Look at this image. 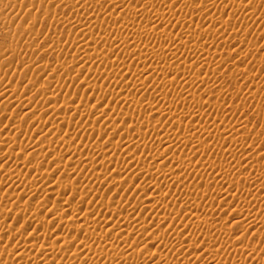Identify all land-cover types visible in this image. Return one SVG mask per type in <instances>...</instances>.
Here are the masks:
<instances>
[{"label":"bare ground","instance_id":"obj_1","mask_svg":"<svg viewBox=\"0 0 264 264\" xmlns=\"http://www.w3.org/2000/svg\"><path fill=\"white\" fill-rule=\"evenodd\" d=\"M25 1H26L25 4L26 3L32 4L33 3L32 1H34V0H25ZM39 1L42 3L45 1H49V0H39ZM39 1H36L38 3V4L36 3L37 5H39ZM109 1L111 2L112 8L116 9V10L117 9L119 10V9L123 8L125 5H127L126 1H128V3H129V0H109ZM160 1L162 2V4H161V2H159L157 0H156V3L158 2L160 5L164 4L165 7L168 3H170L169 0H160ZM34 3H35V1H34ZM156 3H155V0H134V2L132 1L125 8L128 12L127 14L134 15L136 17H139L141 20L146 21V23L143 27L144 28L143 32H138V29L132 23L122 25V26H117L120 19L117 20L116 18L112 17V15L105 16L103 18V20H106L107 23L111 27H110V30H108V29L106 30L105 28H103L106 31H104L103 38L100 40H102V41L105 40L104 42H106V41L110 42L108 49L106 47L107 50L102 49L101 51H95L96 47H98L100 45L99 44L100 40L94 41L95 43L88 41L89 40L88 37L90 36V33H91L90 32L91 23L93 21L98 22V20H99L97 18V16L94 15L95 10L91 9L90 11H88L86 14L87 15L86 17H85V15H83L84 17H79V16L77 17L76 16V19H74V21L72 22V26L77 27L79 30L75 33L73 32L74 33L73 36L70 35L71 36L70 44L77 43V45L75 44L76 46H78V44H80L81 46H79V47L75 46L76 48L69 47V49L70 50L73 49L74 50L73 53L76 54L78 58L80 57L81 60H83L85 62L86 61L89 62L91 67L89 69H86L85 67H81V66L79 67V66H73V65H66V66L64 65V67L60 69V70H62L60 72V74H57L55 77H53L54 81H52V82L49 81L47 86H44L43 89H41V90L44 92L42 94H44V95L46 94L47 95L46 97L50 98L54 95V93L58 92L60 90V88H65L68 86L67 87L68 89L66 91H69V92H67V94H65L66 93V91H65V93H64L65 97L63 98V96H62V101H63L66 97L68 98V97L72 96L71 99L74 97L73 95L70 94L71 93L70 91L74 88V85L79 83L77 81H80L81 78L84 77L85 80L89 79L90 83L94 84V86L92 88L89 84L88 85L90 87L84 88L85 97L82 94V96L84 97L83 98L81 96L82 102L80 100H78L77 104L74 106L75 109H77V110L80 109L79 110V114H80L79 118L86 117V119H84L83 125L82 124L77 125L78 124L77 123L75 127L72 126L73 128H75L74 130L78 129L79 132L81 131L82 134L87 137L86 141L85 142L83 141L84 143L83 142L81 144L74 143V140L72 138L71 139L64 138L61 135H60L61 138L59 140L57 139L58 136L55 137L58 140V142L56 141L55 143L59 144V148L57 150L54 149L55 153L53 154L52 159L49 161L50 158L48 159L47 155L44 153V151L41 148L35 147L36 144L31 145L33 138H32V136H30L24 132L26 130V127H25L26 124L24 126V124H23L24 122L23 123L19 122L13 129L8 130L6 132V134L4 133V135H2L0 137V149H3L4 145H7V144L9 145L8 151H10L9 152L10 154H7L8 157H10L12 155L11 154L12 152L17 151V152L24 153L33 159L34 158L37 160L41 159V161L44 160V162H45V159H46V162L48 160L49 163L41 164L40 167L42 170L49 168V167H54V168L61 170L62 166L64 167V169H62V172H61L62 178H58L56 180H54L52 178L50 179L48 176H44V172H43V174L41 173L42 175H38L37 178L31 180L27 184H24L21 181L22 183H19L16 185H10L6 188L3 187L2 190L0 188V208L3 205H5L7 202H10L11 200H16L18 202V200H20L22 198L24 199V197L28 198L29 200L30 199L35 200L37 202V204L38 205L40 204L41 206L46 204L44 201L47 198L51 199L50 197H52V196H53V198L57 199L58 202H59V199L60 200L63 199V201L61 203V205H62L61 207H59V205L57 206V204H58V203L56 204L57 201L55 199H53L55 201H53L52 205L49 207V210L47 211L50 213L49 214L50 218L48 216L49 219L48 220L46 219L47 223H43V221H40L39 219L41 217L40 218L38 217L39 218L38 219V218H34V216H32V215H30V216L26 215L28 218L27 224L29 227L31 226V224L35 223L34 225H38L37 226L38 228L40 226H42L41 229L39 228L42 232H45L49 226L52 228H55L53 239H50V241L48 243H45L44 241H42V243H39V247H38V249H36L37 250L36 255L34 257H32L33 258L32 261L28 260V257H27L28 254L26 255V253H24V252H26L27 250H32L33 248H35V246L38 244L37 243L38 239L36 240L37 241L36 242L35 239L32 237H28V238L22 237L24 232H28L29 227L26 228V226H25L26 229H24L22 231L21 230H15V229L8 230V231L5 230L6 231L5 235L2 234V235H4L3 237L6 238L4 240H10L9 242L12 243L14 246H16V248L18 249L15 253H13V255L10 256L11 257L10 260H15V261H17L18 264H53L54 261H56L57 256L60 255L63 258L64 257L66 258L69 256H71L70 258H72V261L68 260L64 264H107V262L104 263V259L106 256L105 254H107L105 252V250H106L105 248L109 247V248H112V250H113V248H114L113 243L115 241H112V239L117 240L116 238L121 237L122 240H124L126 237V236L124 237V235L126 232L129 231L128 229L131 228V226H134V225L137 226L138 223H135L133 221L134 219L133 220H123L122 219V213L124 211L122 209H125V208L128 209V207L130 206V203L119 208L116 205V203H114L115 205L113 203H110L109 202L110 199L109 200L107 199L106 201H108V202H105L104 199H106L107 196H109V195L106 193L107 194L106 198H104V199L102 198L104 196H102L101 194L104 193L105 191H103V190H102L103 192L100 191L101 190L100 187L102 185H103L102 187H104L106 185V184L104 185L103 183H107L106 186L109 187V190H110V187H112L111 192H110L112 195V196L110 195L111 197H113V195H115V194H119V190H121L122 187L126 188L127 185L129 183H131V181H132V180H130L129 177H128L129 179L126 177L127 173H125V172L131 171V172L136 173V171L138 170L139 176L143 178L144 175H146V174H144V172H140V170L144 171L149 166H151L153 162H157L154 160L156 154L151 153L154 150L150 151L151 147H157L158 150L162 149L161 154L166 153L167 155H169V160H171V162L168 161L169 163H165L166 160L164 162L162 161L166 165V168H168V170H171V171H170V173L168 171V173L166 174L167 170H164L166 175H164L161 178L162 180L161 179L160 180H161V182H163V184L165 183L168 186L172 187V185L175 184L174 178H177L176 177L177 175L179 176L178 171H180V170L178 167L174 168V167L170 166V164L171 163L174 164L176 162H178V164L180 162L183 163L184 160L185 161L189 160L187 162H190L191 157L195 154L197 155V153L194 149H196V150L198 149V150L203 152V150H201V148H199V147L200 146L202 147V143H204V140H200V139L202 138V135L204 134V132L206 134L207 130L206 129L204 130V127H201L202 124L200 125L198 121H200V119L204 115L207 116V114H208V118L210 117L209 115L211 114L212 111L210 112V114L208 113L210 110V107H208V106L210 104L212 105V103H209L211 100L208 101L205 98L207 100L208 104L207 105L205 104L206 106L201 105L202 106V109H201L200 108V99H201L202 95L204 94L203 92L207 93V92H209V90H207L208 87H206V86H203V85L198 86L197 85L198 81L196 84V86H198V87L194 86V81L196 83V80L200 79L199 80V82H200L202 79V77H200L201 70L199 72V69H197L198 67L196 68L197 70H194L195 67H193V64L190 63L191 65H188L187 61H184L185 58H184V60H181V58H183V57H179V55L177 54V52H178L177 50L180 49L179 51L181 53H182V51H185V50L181 51V48L187 49V51L189 50L190 53L192 51L193 59L195 62H198V64L200 62L203 63L201 60L204 61V59L209 55L208 53H210V55L212 53L211 61H213L214 64L213 63H210V64L214 65L213 66L214 69L218 68L222 64V60H220V59H223V58H221V57L219 58V54L217 55L216 54L217 52L213 49H215V46L218 42L217 41L218 39H216V35L219 36V38L220 37L222 38V36L224 35V32H226L225 26L223 25L222 22L218 21V19H213V20H210V22H207V18L202 19V16L199 13H195V12H193L189 15H182V14H179L177 11H175V12L172 11L173 13H170V11L166 12L165 9H162V6L160 9L157 8ZM51 4L52 3H50V5ZM67 4L71 7V8L69 7V9H71V10L73 9L75 12H77V14H81L80 11H84L85 9L88 10V8H90V7L94 8V6H95L94 4H91L90 2L89 3L85 2L83 0H80V1L67 0ZM175 4H176V6H175L176 9L179 10L178 5L182 6V1L179 0ZM171 5L169 4L167 6L168 8L166 10L172 9V8H170ZM32 6H34V5H32ZM44 7H43V9H44ZM41 8L42 7H40V9ZM45 8H46L45 13L48 14L51 12V10L54 7H52V9H51V7L46 6ZM174 9H172V10H174ZM251 9H253V8L250 5V3H246V5L243 8V11H244V13H247ZM159 10H162V11H159ZM53 11H54V9H53ZM29 14H31V13H29ZM29 14H28V16H29ZM218 15H221V14H218ZM223 15H225V14H223ZM250 15H251V13H250ZM28 16L25 17V19L27 18L26 20H28L29 17L30 18L32 17L31 19L33 20L32 21L33 25L35 26L38 24V18H33V16H31V15L29 17ZM39 19H40V16H39ZM30 20H29V22H30ZM257 20H264V16L261 18L258 17ZM14 22L15 21H13V23ZM30 24H31V22H30ZM33 25H31V26H33ZM69 25H71V24H69ZM194 25H197L196 27H198V29H199L200 34L199 33L198 34H199V37H201L200 39H202V37L206 35L205 37H207V38H206L205 42L200 43V44L194 43L195 35L193 36L194 33L192 31V28ZM208 28L211 29L210 33L206 32V30ZM209 29H208V31H209ZM174 30H175V32H173ZM205 32L207 34H205ZM195 34H197V33H195ZM37 35H39V34H37ZM254 39H256V38H254ZM254 39L252 38V40H254ZM29 40H30V38H29ZM249 40H251V39H249ZM163 42L165 44H167V46L164 48H163V46H164ZM241 42L233 44L235 46L234 49L237 48V46L239 47L240 46L239 44ZM252 42L254 45L255 41H252ZM104 44H106V43H104ZM162 44H163V46H162ZM12 45H14V44H12ZM106 45H108V44H106ZM160 45H161V49H160ZM62 47H63V45H62ZM246 47H250V46H246ZM13 48H14V46H13ZM91 48L94 51H92ZM240 48H241V46H240ZM54 50H56V52H57V49H54ZM248 50H250V49H248ZM117 51H118V54H115ZM213 51H215V52L213 53ZM20 52H23V51L21 50ZM24 52H26V50ZM23 54H25V53H23ZM2 60H3V58H2ZM21 61H23V60H21ZM9 62H7V64H9ZM46 62H47V60H46ZM46 62H42L43 64L45 63L46 65H43L44 66L43 70L39 73V75L35 76V74H34V77H32V79H30V80H32V81L38 80L41 77L45 78V76H47L48 79H50L49 77H51V74L54 73V71L57 72L56 68L53 69L54 67L52 68L51 64L48 62L46 63ZM71 62H73V60ZM205 64H206V62H205ZM223 64H224V62H223ZM11 65H12V63H11ZM19 66H20V64H19ZM205 67H207V66H205ZM209 67H211V65ZM33 68H34V65H33ZM26 69H28V68H26ZM40 69H41V67H40ZM28 71L31 72L30 70H28ZM209 75H211V73H209ZM1 76H2V74H1ZM8 76H10V73ZM2 77H4V76H2ZM250 78H251V76H250ZM108 79H112V81L113 80L114 81L116 80V81H115V83H113L114 85H111L110 87L106 88L105 90H102V86H103V84H105L104 82H106V80H108ZM251 79H253V77ZM28 80L29 79H27V81ZM7 81H9V80H7ZM7 81L6 82H2V81L0 82V85H1V87H0V107L1 108L9 107V106L13 105L16 101H20V102H23L25 104V101H24L25 96L23 94H20L18 92V90H16L17 89V88H15L16 86L15 87L12 86L14 84H12V83L9 84ZM41 82H43V80H41ZM86 82H88V81H85V83ZM206 82L207 81H205V83ZM93 84H91V85H93ZM200 84H202V83L200 82ZM83 86H85V85L83 84ZM95 86H96V88L98 87L97 90H99V89L102 90V92H103L102 98H101V95L98 96L96 94L98 91L97 90H96L97 92L95 91V89H94ZM132 90L139 91L140 94L138 93L139 95L135 94L133 96H130L131 94H129V95L126 94L129 92L132 93L131 92ZM210 91H211V89H210ZM94 92H96V93H94ZM99 93H100V91H99ZM58 96H61V95H58ZM83 99H87V101H91L90 99H92L93 101L95 100L93 105L99 106L98 108L96 107L97 109H99L97 112V120L96 121L98 122V118L100 119V122H99L100 125L99 126L96 125L97 128H96V126L92 125L90 123V121H88L90 119L89 113L91 110H93V108L87 107L88 105L87 106L85 105L87 108H84V105H83L84 100ZM52 101H55V100H53V97H52ZM62 101L60 102L58 100V102H60V103H62ZM114 101L118 102V103H123V105H126V109H131L137 115L138 120L143 125L144 124L149 125V121H150V118L152 117V114L154 112H157L159 116H163L164 118H166V120L173 122V124H176L177 126L175 127L172 124L174 129L171 127L168 128L167 126H169V123H170L169 122L167 126L163 125L164 127H167V129H162V130L157 129V130H159L157 132H155V130H154L153 132H155V134H154L155 138L152 137L153 141H151L152 139L151 140L148 139L150 133H148V131H146V130L145 131L139 130L140 129L139 127H138L139 129H128L127 131H125V133H123L121 135L120 134L121 131L123 132V130H125L124 129L125 125L122 124V127H124V128H123V130H121L122 128H120L121 127L120 120L117 121V119L113 120V119L109 118V116L112 112L117 113V111H116L117 108H116V105L114 104ZM201 101H203V100H201ZM49 102H50V100L45 101V102L44 101L43 102L36 101L33 103L32 107H31V114H34V115L38 114L39 115L41 113H50V114H52V116H54L52 119L53 121L51 120L52 122H47V125L45 123V125L48 127L46 129H42L41 132H38V135L41 137H44V138H47L50 135V134H48L49 132H53V133L56 132L53 128H55L57 130V134H59V132L61 130L62 131L64 130V129H62V126H63L62 124H64V125L68 124V121H67L68 116L66 117L64 115L65 112L64 113L59 112L58 109H56L52 105H50ZM85 103H88V102H85ZM24 104L23 105L21 104V105L24 106ZM56 104H57V102H56ZM201 104H202V102H201ZM19 105L20 104H18V106ZM127 106H128V108H127ZM96 108H94V109H96ZM219 111H221V110H219ZM87 112H88V114H87ZM217 113H218V110H217ZM83 114H84V116H83ZM136 115L133 114L134 117ZM222 115H223V113H222ZM35 116L37 118V115H35ZM87 117L89 119H87ZM225 117H226V115H225ZM225 117H224V119H225ZM227 117H229V116H227ZM131 119H133V118H131ZM163 119H161L159 121H163ZM139 121L136 123L138 124ZM214 121H216V120H214ZM221 121H223V119ZM234 122H235V120H234ZM73 123H75V121ZM80 123H81V121H80ZM136 123H135V125L138 126ZM166 123L167 122H165L164 124H166ZM216 123H214L215 125L214 124L212 125V129L215 132L219 133L221 128L217 127ZM183 124H185V127ZM135 125H133V127ZM182 125L184 127L182 129L183 132L180 129L182 127ZM234 125H235V127H234L235 130L231 131V130L227 129L229 131H225L226 129H224V130L222 129L223 131H225V132L222 131L223 133H225L224 134L225 136L223 138H225V139L230 138L232 140L231 137H234L235 136L234 134H238V132L240 130L247 127L246 121H240L238 119H237V122L234 123ZM127 126H126V128H127ZM191 126H192V129H191ZM176 129L177 130L180 129V131H181L180 133L181 134L184 133L185 135L183 137H180L179 133L176 134V132H179ZM230 129H231V127H230ZM52 130H54V131H52ZM208 133H210V132L208 131L207 134ZM263 135L259 134V133L252 132L251 135L246 139V141H244L243 143L241 142L242 144H239L237 146L236 145L237 143L236 144L233 143L234 146L239 147L238 148L239 152H240V150H246V151L252 150V152L248 153V155L246 156V159H245L244 155H242V157H243L242 161L246 160L244 166H242L243 164L238 162L240 159L238 161L234 160L233 159L234 156L231 157V155H232L231 153H228V154H230V157L232 158L231 160L229 159L230 160L229 162H228V160L223 159L224 157H222V159L220 161L219 160L217 162L215 161V165H213L214 169H216L219 172L218 177H220V182H222V184H225V182L227 184L229 182V184H230V182H232V181H230V180H232L231 179L232 177L240 179V182L243 181V182L247 183L248 187H250L252 185L251 191H252V193L257 194L258 198L252 196L253 198H249V197L248 198L245 197V199L243 198V201L240 198L241 202L236 201V200L228 202L229 207L227 209L228 211H227L225 219L229 220V221H233V224H235V226H236V230H235V233H233V235L230 236L226 245L223 247V251H222L221 255L217 258L211 257L208 260V263H210V264H221V262L223 260L230 261L231 264H239L243 260L244 261L245 260H248V261L251 260V264H253L252 260L256 262L255 257H257V255H258L257 253L261 249V245L254 243V245L252 244L253 246H249L248 241H245L240 237H236V233L242 232L244 229L248 228L251 230L253 229L255 232L260 233L261 235L264 236V219H263L264 217L263 218L258 217L259 214L258 215L251 214V212L255 211L256 209H259L262 216L264 215V154L261 153V151H262L261 149L264 145V136ZM119 136H121V137H119ZM208 136L209 135H207L205 137L207 138ZM216 136H217V134H216ZM216 136H215V138H216ZM218 136H219V134H218ZM220 137H222V136H220ZM220 137H218V139ZM237 137L238 136H236V138ZM239 137H240V135H239ZM215 138H212V139H215ZM82 139H84V138L81 137V140ZM147 139H148V141H147ZM183 139H185L184 143L189 142L190 143L189 145H191V146H193L192 144H195L194 142H199V144L197 143V144H195L194 147H192L191 150H193V151H191V152L193 155L191 156V154H190L191 157L186 156L184 158L185 154L184 155L182 154L183 157L179 156V155L175 156V154H174V149H173L174 143H176V144L182 143ZM18 140H20V141H18ZM35 140L33 142H35ZM215 140L213 142H215ZM231 140H230V142H231ZM233 140H235V139L233 138ZM179 141H181V142H179ZM223 141H224V139H223ZM225 141L227 143V141H229V140L227 139ZM235 141H237V140H235ZM212 145H213L212 147L210 145L209 146L207 145V146H205V148H207L209 150L210 149L211 150L216 149L217 146L215 145V143H212ZM234 146H233V148H234ZM55 148H56V146H55ZM82 148L84 150H86L88 148L89 150H91L93 152V153L89 152V153H86L84 155L81 153L83 159L80 162L83 165L84 169L90 170L91 174L89 177H87L89 175V173H88L87 176L85 175V177H83L82 179L79 180V183H81V184H80L79 189H78V188L74 187V185H73L75 183L77 172H78L77 167H73V166L67 167L68 165L65 164L66 163L65 161L67 158L76 157V153L78 151H80ZM157 148H155V149L157 150ZM202 148H204V147H202ZM219 149H221V148H219ZM139 150L143 154V155L141 154L142 156H137ZM228 150H230V149L228 148ZM236 151H238V150H236ZM233 155H234V153H233ZM7 156L5 158L8 159ZM49 157H51V156H49ZM236 157H237V155H236ZM80 158L81 157L79 156V159ZM160 158L162 159L163 157H160ZM239 158H241V157H239ZM158 159H156V160H158ZM236 159H238V158H236ZM262 159H263V161H262L263 163L261 162ZM14 162H15L14 164L18 165L17 161H14ZM20 163L21 162H19V164ZM242 163H244V162H242ZM21 165L23 166V165H25V163H23V164L21 163ZM154 165H156V164H154ZM154 165L150 168L151 169H153V167L155 168ZM157 167L160 170L159 165ZM173 168H174V171H173ZM242 168H245V170H243L244 172H241ZM38 169H39V167H38ZM149 169H147V170L149 171ZM184 169H186V168H184ZM225 169H227V170H225ZM230 169L231 170L237 169L239 172L237 171L238 172L237 173L235 171L234 175L233 174L230 175L228 173V171L229 172L231 171ZM109 170L111 173H113V176L115 174V176H116V177L114 176L115 178L114 177H113V179L109 178L110 176H112V174L110 176H107V172ZM155 170L154 169L151 170V171H154L153 173H150V174L148 173L150 175V177L146 176V177H148V180L144 179V180H147V183H145V185H143L141 182V188L139 187L140 190L142 189V191L144 190L146 192L147 191L153 192V191L157 190L156 186L158 187L159 184L156 185L157 184L156 179L159 178V172L162 169L160 171H158L157 169H155ZM210 171H211V169H210ZM212 171H214V170H212ZM232 172H234V171H232ZM123 173H125V176L122 175ZM130 173L128 172L129 175H130ZM215 174H217V173H215ZM161 176H162V174H161ZM240 176H243V178H240ZM136 177H137V175L135 176V179H136ZM218 177H216V178H218ZM241 179H243V180H241ZM136 180H138V179H136ZM26 181H28V180H26ZM249 184H250V186H249ZM160 185H162V184H160ZM236 185H237V182H236ZM165 187H167V186H165ZM234 187H236V186H234ZM227 189H228V187L227 188L224 187L223 192L227 193L230 191ZM109 190L106 192H109ZM125 190H124V192H125ZM127 190H128V188H127ZM219 190L221 191L222 189H219ZM219 190H218V192H219ZM231 191H233V190H231ZM131 192H133V191H131ZM154 193H156V192H154ZM252 193H250V194H252ZM125 194H128V193L125 192ZM227 194H229V193H227ZM227 194H224V196H227ZM154 195L155 196L150 197L149 201L152 202L153 204L154 203L158 204V206L163 204V203L160 204V200L162 198L160 196L161 194L158 193V195L157 194H154ZM218 195H219V193H218ZM216 196H217V194H216ZM206 197H208L207 192L205 193L204 190L197 189L193 193H191V195H189V193L187 194L186 191L185 192H179L177 194V196L173 197L172 199L175 200L176 202L186 203V204H189L192 206L194 204L196 205V203H199L198 201L205 199ZM118 198H119V196H118ZM169 199H171V196ZM223 199H224V197L222 196V194L220 192V196H218V200H220L219 202H221V200H223ZM126 201H123L122 203H124ZM128 201H130V200H128ZM104 202H105V204H104ZM122 203H121V205H122ZM143 204H145V203H143ZM156 204H154V205H156ZM18 206L19 205L15 204V207H18ZM196 206H198V205H196ZM102 207H103V209H107L108 211H110L111 216H105V217H101V220L99 219V221L101 223L100 225L106 226L105 227L106 228L105 234L101 233L104 231H101V232L98 231L96 233V235H93L92 234L93 232L90 233V231H91L90 227L93 228L95 226L94 223L96 224V221H95L96 216L100 215L99 213H100V210H102L101 209ZM152 207H153V205H152ZM146 208H147V206H146ZM156 208H157V206H156ZM188 208H189V206L187 207V209ZM30 211H32V209ZM36 211L37 210H35V212ZM187 211L188 210H186V212ZM102 212H103V210H102ZM24 214H26V213H24ZM27 214H29V212ZM195 214L189 213L187 215V218L189 217L190 220L198 221L197 219H199V215H195ZM102 215H103V213H102ZM12 220L15 221L16 219L13 218ZM137 222H139V221L137 220ZM219 227H220L219 225H217V224L215 225V229L218 230ZM89 229H90V231H89ZM102 229L100 227V230H102ZM43 235H44V233H43ZM11 240H13V241L11 242ZM69 242H71L70 243L71 245H73V243L76 242L75 246L73 245V247H74L73 250L70 249L71 245L69 244ZM9 245H11V244H9ZM131 247L126 248L125 252L127 254H131L134 252L133 248H131ZM135 249L136 248H134V250ZM118 250H120V249H118ZM86 251L88 253H86ZM192 251H193V244H191V243H187V244H184V245L178 247L175 252L177 254V257L179 256V258H180L179 264H196V263H194V261L192 259L193 258L191 255ZM114 252L116 254V252H118V251H114ZM83 253L84 254L86 253V254L83 255ZM153 255L154 254L146 256L145 258H143L144 259L143 261L141 260V262L139 260L127 259L126 264H147L149 261L153 260L152 258H154L156 256V254H155V256H153ZM171 255H168V254L163 255L162 254V255L158 256L157 258L160 260L161 264H174L173 262H175L174 261L175 259L172 261ZM6 256H9V255H6ZM80 256H83V257L79 258ZM258 257H259V255H258ZM73 258H75V259L73 260ZM257 260H259V259L257 258ZM2 261H3V264H4V262H6V261H4V255H0V263L1 264H2ZM262 263L264 264V262H262ZM257 264H259V263H257ZM260 264H261V262H260Z\"/></svg>","mask_w":264,"mask_h":264},{"label":"rangeland","instance_id":"obj_2","mask_svg":"<svg viewBox=\"0 0 264 264\" xmlns=\"http://www.w3.org/2000/svg\"><path fill=\"white\" fill-rule=\"evenodd\" d=\"M34 1H35V3H34ZM34 1H32L34 4L33 3L32 4H27V3L25 4V2H26L25 0H0V82L1 81L6 82L7 80H9L7 82L9 84L10 83L14 84L12 86L13 87L16 86L15 87V88H17L16 90H18V92L20 94H23L25 96V100H24L25 104L23 102L16 101L17 103L15 102L13 105H11L9 107H5V108L0 107V137L2 135H4V133L6 134V132L8 130L13 129L19 122H21V123L24 122L23 123L24 126L26 124V126H25L26 130L24 132L26 134L32 136V138H33L31 145L36 144L35 147L41 148L44 151V153L47 155L48 159L50 158L49 159V161H50L52 159L53 154L55 153V150H57L59 148V144L55 143V142L56 141L58 142V140L61 138V136L64 138H68V139L72 138L74 140V143H79V144H81L83 141L85 142L86 138H87L86 136H84L82 134L81 131L79 132L78 129L74 130L75 128H73L76 126L77 123H78L77 125H79V124L83 125L84 119H86V117L79 118V116H80L79 110L80 109L77 110L74 108V106L77 104L78 100H80L82 102V100H81L82 94L85 97L84 88L90 87V86L92 88L94 86V84L90 83L89 79L85 80L84 77L81 78L80 81H77L79 83L74 85V88L72 87L73 89L70 91L71 92L70 94L73 95L74 97L72 99H71L72 96L68 97V98L66 97L64 99L65 101L64 100L62 101V96L64 98L65 94H67V92H69V91H66L68 89L67 88L68 86L65 88H60V90L58 92L54 93V95L52 96L53 100H55L57 102V104L55 101H52V97L48 98V97H46L47 96L46 94L45 95L42 94L44 92L41 90V89H43L44 86H47L49 81L50 82L54 81L53 77H55L57 74H60V72L62 71L60 69L63 68L64 65L65 66L66 65H73V66H79V67L81 66V67H85L86 69H89L91 67L89 62L86 61L87 62L86 63L85 61L81 60L80 57H79L80 58L79 59L77 57V55L73 53L74 50L69 49V47L76 48V47L81 46L80 44H78V46H76L77 43H75L76 45L70 44V39H71L70 35L73 36L74 33L79 30L77 27L72 26V22L74 21V19H76V16L77 17L78 16L84 17L83 15H85V17H86L87 16L86 14L88 11H90L91 9L95 10L94 15H96L100 21L99 20H98V22L93 21L91 23V26H90V32L91 33H90V36L88 37L89 40L87 39L89 42L99 41L100 39L103 38L104 31H106L107 29L110 30L111 26L107 23L106 20H103V18L105 16L112 15V17L116 18L117 20L120 19L117 26H122V25L132 23L138 29V32L144 31L143 27H144L146 21L141 20L139 17H136L134 15L127 14L128 12L125 8L132 1L134 2V0H129V3H128V1H126L127 5H125L123 8H121L119 10L113 9L111 6V2L109 0H83L85 2H88V3L90 2L91 4H94L96 7L94 6L95 9L90 7V8H88V10L85 9L84 11H80L81 14H77V12H75L73 9L72 10L69 9L70 6L67 4V0H55V1L49 0V1L42 2V3L39 0H34ZM36 1H39V5H37L38 3ZM76 1H80V0H76ZM157 1L161 2L160 0H157ZM177 1H179V0H169L170 3H168L166 5V7L164 6V4L160 5L158 2L156 3V0H155V3H156L157 8L160 9L162 6V9H165L166 12L170 11V13H173V12L177 11L179 14H182V15H189V14L195 12V13H199L202 16V19L207 18V22H210V20H213V19H218V21L222 22L223 25L225 26L226 32H224V35L222 36V38L221 37L219 38V36L216 35V39H218L217 40L218 42L215 46V49H213L217 52L216 53L217 55L219 54V58L220 57L223 58V59H220V60H222V64L220 65L221 67L219 66L218 68L214 69L213 68L214 65L210 64V63L214 64V62L211 61L212 53H211V55H210V53H208L209 55L204 59V61L201 60L203 63L200 62L199 63L200 65H199L198 62L194 61L192 51L190 53L189 50L187 51V49L181 48V51L185 50V51H182V53H181L179 51L180 49L177 50L179 52V53L177 52L179 57H183V58H181V60H184V58H185L184 61H187L188 65L193 64V67H195L194 70L199 69V72L201 70L200 77H202V79L200 82L202 84H200V82H199L200 79H199V80H196V83L194 81V86L198 87L200 85H203V86L208 87L207 90H209V92H207V93L203 92L206 96L203 94L201 99H200V108L202 109V106H204L205 104L206 105L208 104L207 100L208 101L211 100L209 103H212V105L210 104L208 106V107H210V110L208 113L210 114V112L211 111L212 112L209 115L210 119L208 118V114H207V116L204 115L205 117L203 116L204 118L202 117L200 119V121H198V122L200 125L202 124L201 127H204V130L206 129L207 132L209 131L210 133L207 134V132H206V134H205V132H204V134L202 135L203 139L201 138L200 140H204V143H202V147H204V148H202L201 146L199 147V148H201V150H203V152L198 150V149L197 150L194 149L196 151L197 155L196 154L193 155L191 152L193 150H191V149H192V147L195 146V144H197V143L199 144V142H194L195 144L191 143L193 146L189 145L190 144L189 142L187 143L185 141L186 143H184L185 139L182 140V143H178V144L174 143L173 149H174L175 156H178V155L182 156V154L183 155L185 154L184 155V158H185L186 156L191 157L193 155L191 157L190 162H187L189 160H186V161L184 160L183 163L180 162L178 164V162H176L174 164L173 163L170 164V166H172L174 168L178 167L180 170V171H178L179 176L177 175L176 176L177 178H174V183L177 186L174 184L175 186L172 185V187H171V186H168L167 184H165V183L163 184V182H161V180H162L161 178L164 175H166L168 173V171H169V173L171 171V170H168V168H166V165L163 162L166 160L165 163H169V162H171V160H169V155H167L166 153L161 154L162 149L161 150L159 149L160 150L159 151L157 147H151L150 151L154 150L151 153L156 154V156L158 155L157 157L159 159L155 156L154 160L157 162H153L152 165L147 168V169H149L154 164H156V165H154L155 168L153 167L154 170L157 169L158 171H160L162 169L160 171L161 173L159 172V178L156 179L157 180L156 185L159 184L158 187L156 186L157 190H155L153 192L147 191L148 193L144 190H143L144 191L143 192L142 189L140 190L141 182L143 185H145V183H147V180H148V177H146V176L150 177L149 174L154 172V171H151V170H153L151 168L149 169V171L147 169L144 171L140 170V172H144V174H146V175H144L143 178L139 176L138 170L136 171L137 174L134 172H131V171L125 172V173H127L126 177L127 178L129 177L130 180H132V181H131V183H129L127 185V187L125 186L126 188L122 187L121 190H119V194L113 195L114 198L111 197L112 195L110 193L112 187H110V190H109V187L106 186L107 183H103L104 185L105 184L106 185L104 187H102L103 186L102 185L100 187L101 190L100 189L99 190L105 191L104 193H102L103 191L101 192L102 193L101 195L104 196V197L101 196L103 199L106 198L107 194L109 195V196H107L106 199H104L105 202H108L106 200L110 199L109 202L113 203V204L116 203V205L119 208L130 203V206L128 207V209L127 208L122 209V210H124L122 213V219L123 220H133L134 219L133 221L135 223H138L137 226H135V225L131 226V228L128 229L129 231L125 233V235H124V237L126 236L124 239L125 241L122 240L121 237H118L119 239L116 238L117 240L112 239V241H115L113 243V246H114L113 250H112V248H109V247H108L109 249L108 248H105L106 250L104 249L105 252L107 253V254L104 253L106 255V256L104 255L105 256L104 263L107 262V264H126L127 259L139 260L141 262V260L142 261L144 260L143 258H145L146 256H149L151 254H154L153 256H155V254H156V256L154 257L155 259L152 258L153 260L149 261L147 264H161L160 260L157 257L162 255V254L163 255H165V254L171 255L172 254L171 255L172 261L175 259L174 260L175 262H173V263L179 264L180 258H179V256L177 257V254L175 251L178 247H180L184 244H187V243L193 244V251L191 252V255L193 257L192 259H193L194 263H196V264H210V263H208V260L211 257L217 258L221 255V253L223 251V247L226 245L228 239L230 238L231 235H233V233H235V230H236V226H235V224H233V221H229V220L225 219L227 211H228L227 209L229 207L228 202L229 201H235V200L240 201V198L243 201V198L244 199H245V197L253 198L252 196L258 198L257 194L252 193V191H251L252 185L250 186V184H249L250 187H248V184L243 182V181H241L242 182L241 183L240 179L232 177L231 178L232 180H230L232 182H230V184H229V182H228V184L226 182H225V184H222V182H220V177H218L219 172L216 169H214L213 165H215V161L216 162L218 160L220 161L222 159V157H224L223 159H226L229 162L232 159L231 157L234 156L233 159L237 160V161L240 159L241 161L239 160L238 162H240L241 164H243L242 166H244L246 160L242 161V159H243L242 155H244V157L246 159V156L248 155L249 152H252V150H249V151L240 150V152H239V149H238L239 147L234 146V144L237 143L236 144L237 146L239 144H242L244 141H246V139L251 135L252 132L259 133L262 135L264 134V20H257L258 17L261 18L264 16V14H263L264 13V0H181L182 6L178 5L179 10H177L175 7L176 6L175 3H177ZM50 3H52V4L50 5ZM246 3H250V5L252 6L253 9H251L248 12L246 11L247 13H244L243 8L246 5ZM161 4H162V2H161ZM169 4L170 5L172 4L170 8H172V9L175 8V9L174 10H172V9L166 10L168 8L167 6ZM32 5H34L35 7ZM44 6L45 7L46 6L51 7V9H52V7H54L53 8L54 11L52 9L50 13H48V14L45 13L46 8ZM40 7H42V8L40 9ZM43 7H44V9H43ZM159 11H162V10H159ZM29 13H31V14H29ZM250 13H251V15H250ZM28 14H29V16L30 15L33 16V18H38V24L35 25L36 27L33 25V22H32L33 20L31 19L32 17L30 18L28 16ZM218 14H221V15H218ZM223 14H225V15H223ZM27 16L31 20L29 18H28V20H26L27 18L25 19V17H27ZM39 16H40V19H39ZM12 20L15 22L13 23ZM29 20H30L31 24H30ZM69 24H71V25H69ZM31 25H33V26H31ZM196 26L197 25L193 26L192 31L194 34L193 33L192 34H193V36L195 35L194 43L200 44V43L205 42L207 37H205L206 36L205 35V36H203L204 38L202 37V39H200L201 38V37H199L200 32H199L198 27H196ZM103 28H105L106 30ZM208 29L206 30V32L210 33L211 29H209V31H208ZM173 32H175V30ZM206 32H205V34H207ZM195 33H197V34H195ZM37 34H39V35H37ZM29 38H30V40H29ZM252 38L253 39L256 38V39L252 40ZM249 39H251V40H249ZM104 41L105 40H103V41L100 40V42H99L100 45L98 44L100 47L99 46L96 47L95 51H101L102 49H104V50L108 49L110 42L109 41L104 42ZM252 41H255L256 43L254 42V45H253ZM103 42L108 44V45L104 44ZM239 42H241L239 44L241 46V48H240V46L239 47L237 46V48L234 49L235 46L233 44H236ZM12 44H14V45H12ZM62 45H63V47H62ZM13 46H14V48H13ZM162 46H163V44H162ZM166 46H167V44L164 43L163 48ZM246 46H250V47H246ZM106 47H107V49H106ZM54 49H57V52ZM160 49H161V45H160ZM248 49H250V50H248ZM21 50L23 52H20ZM25 50H26V52H24ZM91 50H92V48H91ZM92 51H94V50H92ZM215 51H213V53ZM23 53H25V54H23ZM115 54H118V51ZM2 58H3V60H2ZM71 59L73 60V62H71L72 61ZM21 60H23V61H21ZM46 60L48 63L51 64L52 68L54 67L53 69L56 68V70H57V72L54 71V73L51 74L52 78L49 77L51 80L48 79L47 76H45V78H43V77L40 78L41 80H43V82H41L40 79L33 80V81L30 80V79H32V77H34V74H35V76L39 75V73L43 70V67H44L43 65H46L45 63L43 64L42 62H46ZM7 62H9V64H7ZM205 62H206V64H205ZM223 62H224V64H223ZM11 63H12V65H11ZM19 64L21 67L19 66ZM33 65H34L35 69L33 68ZM210 65H211V67H209ZM205 66H207V67H205ZM40 67H41V69H40ZM26 68H28V69H26ZM28 70H30L31 72H29ZM8 72L10 73V76H8L9 75ZM209 73H211V75H209ZM1 74L5 78L2 77ZM250 76H251V78L253 77V79H251ZM27 79H29V80L27 81ZM85 81H88V82H86L87 84L85 83ZM115 81L114 80L112 81V79L106 80V82H104L105 84H103V86H102V90H105L106 88L110 87L111 85H114L113 83H115ZM197 81H198V84H197ZM205 81H207V82L205 83ZM83 84L85 86H83ZM91 84H93V85H91ZM196 84L198 86H196ZM0 87H1V85H0ZM97 88H96V86L94 87L95 91L97 90ZM210 89H211V91H210ZM102 90L99 89V90H97L98 92L96 91L97 93L96 92H94V93H96L98 96L101 95V98H102L103 97ZM65 91H66V93H65ZM99 91H100V93H99ZM135 91L136 90H132L131 91L132 93L129 92L126 94H128V95L131 94L130 96H133L135 94L136 95L140 94L139 91H136V92ZM58 95H61V96H58ZM49 100H50V102H49L50 105H52L54 108L58 109L59 112H63V113L65 112L64 115L66 117L68 116L69 118L67 117L68 124H65V125L62 124L63 125L62 129H64L65 131L61 130L59 132V134H57V130L55 128H53L56 131V132H54L55 134L53 132H49L48 134H50V135L47 138H44V137L39 136L38 132H41L42 129H46L48 127V126H46L47 122H52L53 121L52 119L54 116H52V114H50V113H41L39 115L35 114V115H37V118H36V116L34 114H31V107H32L33 103L36 101H41V102L44 101L45 102V101H49ZM58 100L60 102L62 101V103L58 102ZM83 100H84L83 101L84 108H87V107L93 108V110H91L89 113L90 116L88 115L91 120L87 117V119H89L88 121H90V123L94 126H96V125L99 126L100 125L99 124L100 119L98 118V122L96 121L97 120V112L99 110L97 108L99 106L93 105L95 100L94 101L92 99H90L91 101H87V99H83ZM201 100H203V101H201ZM85 102H88V103H85ZM201 102H202V104H201ZM18 104H20V105L18 106ZM21 104L22 105L24 104V106H22ZM114 104L116 105L117 113L112 112L110 114L109 118L113 119V120L117 119V121L120 120V122H121L120 128H122L121 130H123V128H124V127H122V124L125 125V128H124L125 130H123V132L121 131V133H120L121 135L123 133H125V131H127L128 129H139L140 128L139 130H141V131H145V130L148 131V133H150L152 135L151 136L149 134L148 139L149 140L152 139L151 141H153V138H155V135H154L155 132L162 130V129H167V127L173 128V125L175 127L177 126L176 124H173V122L166 120V118H164L163 116H159L158 113L154 112V111H153L154 112L153 114L151 113L152 117L150 118L149 125L148 124L143 125L138 120L137 115L131 109H126V105H123V103H118L115 101H114ZM85 105L86 106L88 105V106L86 107ZM94 108H96V109H94ZM127 108H128V106H127ZM217 110H218V113H217ZM219 110H221V111H219ZM222 113H223V115H222ZM87 114H88V112H87ZM133 114L136 116L134 117ZM225 115H226V117H225ZM83 116H84V114H83ZM227 116H229V117H227ZM224 117L226 120L224 119ZM131 118H133V119H131ZM161 119H163V121H159ZM222 119H223V121H221ZM237 119L240 121H246V123H247V127L238 132L240 137L238 134H234L235 136L231 137L232 140L234 138L237 141H235V140L232 141L230 138H226V139L223 138L225 136L224 135L225 133H223V132L229 131V130H231V131L235 130L234 129V127H235L234 123L237 122ZM132 120L135 123L139 121L138 124L136 123L138 126H136ZM214 120H216V121H214ZM234 120H235V122H234ZM74 121H75V123H73ZM80 121H81V123H80ZM165 122H167V123L164 124ZM213 122L214 123L217 122L216 126L221 128L220 129L221 132L219 131V133H217L212 129V125L214 124ZM45 123H46V125H45ZM168 123H169V126H167ZM160 124L162 126L166 125L167 127H164V126L162 127ZM133 125H135V126L133 127ZM183 125L185 127V124H183ZM183 125L180 128L181 131L184 128ZM126 126H127V128H126ZM230 127H231V129H230ZM96 128H97V126H96ZM157 129H159V130H157ZM180 129H178V130L176 129L177 131H179V132H176V134L179 133L180 137H183L185 134L184 133L181 134ZM191 129H192V126H191ZM222 129L223 130L226 129V130L223 131ZM227 129H229V130H227ZM54 130H52V131H54ZM154 130H155V132H153ZM216 134H217V136H216ZM218 134H219V136H218ZM207 135H209V136L206 138L205 136H207ZM215 136L217 139L215 138ZM220 136H222V137H220ZM236 136H238V137L236 138ZM55 137H57L58 140ZM81 137L84 139L81 140ZM119 137H121V136H119ZM218 137H220V138L218 139ZM212 138H215L216 140L212 139ZM148 139H147V141H148ZM223 139H224V141L227 139L229 141H227V143H226V141L224 142ZM34 140H35V142H33ZM214 140H215V142H213ZM230 140L232 143L230 142ZM18 141H20V140H18ZM179 142H181V141H179ZM212 143H215V145L217 146L216 149H213V150L210 149L209 150V149L205 148V146H207V145L208 146L210 145L212 147L213 146ZM7 145H4L3 149H0V188H1V190L3 189V187L6 188L10 185H16V184H19L22 182L24 184H27L31 180L37 178L38 175H42L43 172H44V176H48L50 179L52 178V179L56 180L58 178H62L61 172H62V169H64L63 166H62L61 170L54 168V167H49V168L42 170L40 167L41 164L49 163L48 160L46 162V159H45V162H44V160L41 161V159H38V160L35 158L33 159V158L29 157L28 155L21 153V152H17V151L12 152L11 153L12 155L10 157H8L7 154H10L9 153L10 151H8L9 145L8 146ZM54 145L56 146V148ZM233 146H234V148H233ZM155 148H157V150ZM219 148H221V149H219ZM228 148L230 150H228ZM236 150H238V151H236ZM261 150H262L261 153L264 154V145H263ZM89 152L93 153L88 148L86 150H84L82 148L80 151H78L76 153V157L67 158L65 161L66 163L64 162L66 165H68L67 167H72V166L77 167V171H78L77 176H76L77 181L75 180V183L73 185H74V187H76L78 189H79V186L81 184V183H79V180L82 179L83 177H85V175L87 176L88 173H89V175L87 177H89L91 174L90 170L84 169L83 165L80 163L83 159L81 153L84 155V154L89 153ZM228 153L232 154L231 157H230V154H228ZM233 153H234V155H233ZM138 154H137V156L143 155L140 152V150L138 151ZM190 154H191V156H190ZM236 155H237V157H236ZM6 156L8 157V159L5 158ZM49 156H51V157H49ZM79 156L81 157L80 159H79ZM160 157H163L164 159L163 158L161 159ZM239 157H241V158H239ZM236 158H238V159H236ZM156 159H158L159 161ZM14 161H17L18 165L14 164L15 163ZM262 161H263V159L261 160V162ZM19 162H21L22 164L25 163V165L22 166L21 163L19 164ZM242 162H244V163H242ZM157 164L159 165L160 170L157 167L158 166ZM38 167H39V169H38ZM174 168H173V171H174ZM184 168H186V169H184ZM210 169H211V171L212 170H214V171L211 172ZM164 170H167L166 174H165ZM225 170H227V169H225ZM243 170H245V168H242L241 172H244ZM232 171H234V172H232ZM235 171L237 172L238 170L237 169L231 170L230 172L228 171V173L230 175H232V174L234 175ZM108 172H107V176H110L112 174V176H110L109 178L113 179L115 174L113 176V173H111L110 170ZM128 172L129 173L131 172L130 175L128 174ZM125 173H123L122 175L125 176ZM215 173H217V174H215ZM161 174H162V176H161ZM136 175L138 177V178L136 177V179H138V180L135 179ZM216 177H218V178H216ZM240 178H243V176H240ZM144 179H147V180H144ZM26 180H28V181H26ZM241 180H243V179H241ZM236 182H237V185H236ZM160 184H162V185H160ZM165 186H167V187H165ZM234 186H236V187H234ZM224 187H226V188L228 187L227 190H230V191L227 193H229L230 195L227 194L226 192H223ZM127 188L129 191L127 190ZM218 188L222 189V190L220 191ZM123 189L124 190L126 189L125 192L128 194H125ZM197 189L204 190L205 193L207 192V196H208L205 199L198 201L200 203V204L196 203V205H198V206H196L195 204L191 206V205L186 204V203H179V202H176L175 200L172 199L173 197H176L179 192H185L186 191L187 194L189 193V195H191V193H193ZM108 190H109V192H106ZM218 190H219V192H218ZM231 190H233V191H231ZM131 191H133V192H131ZM154 192H156V193H154ZM220 192H221L222 196L224 197V199L221 200V202H219L220 200H218V196H220ZM158 193H160L161 194L160 196L162 197L160 200V204L163 203V204H161L162 206L161 205L158 206V204H156V203H154V204H156V205H154L152 202L149 201L150 197L155 196L154 194L158 195ZM218 193H219V195H218ZM250 193H252V194H250ZM216 194H217V196H216ZM224 194H227V196H224ZM118 196H119V198H118ZM170 196H171V199H169ZM50 198L51 199L47 198L44 201L46 204L42 205L43 207L40 204L38 205L35 200H31V199L29 200L28 198L24 197V199L22 198V199L18 200V202L16 200H11L10 202H7L5 205H3L0 208V218H1L0 219V221H1L0 222V255H4V261H6V262H4V264H18L17 261L10 260L11 259L10 256L13 255V253H15L18 249L16 248V246H14L12 243L9 242L10 240H4V239H6L3 237L5 235V232L8 230H12V229L22 231V230L28 228L29 227L27 224L28 218L26 215H28V216L32 215V216H34V218H38V217L40 218L41 217L40 219L39 218L38 219L40 221H43V223H47L46 221L50 218V216H49L50 213L47 211L49 210V207L52 205L53 201L56 200L57 201L56 204L58 203L57 206L59 205V207L62 206L61 203L63 201V199L62 200L59 199V202H58V200L53 198V196ZM53 199H55V200H53ZM128 200H130L131 202ZM123 201H126V202L122 203ZM105 202H104V204H105ZM120 202L122 203V205ZM142 202L145 204H143ZM15 204L19 205L18 206L19 208L15 207ZM152 205H153V207H152ZM146 206H147V208H146ZM156 206H157V208H156ZM188 206H189V208L187 209ZM29 209L30 210L32 209V211H30ZM101 209L103 210V212H102V210H100V213H99L100 215L96 216V220H95L96 224L94 223V225L97 228L94 226L93 228L90 227L91 231L89 229L90 233L93 232L92 233L93 235H96V233L98 231L99 232L104 231L101 233L105 234V231H106L105 227L106 226H101L99 219L101 220V217L111 216L110 211H108L107 209H103V207ZM35 210H37V211L35 212ZM186 210H188V211L186 212ZM27 211L29 212V214H27L28 213ZM23 212L26 214H24ZM253 212H251V214H256V215L259 214L258 217H262V218L264 217V215L262 216L259 209H256ZM102 213H103V215H102ZM189 213H193V214L196 213L195 215H199V219H197L198 221L190 220L189 217L187 218V215ZM48 216H49V218H48ZM13 218H15L16 220L15 221L12 220ZM137 220L139 222H137ZM34 224L35 223L31 224V226L28 228V232H24L23 236H22L23 238L32 237L35 239V241L38 239V242L36 241L38 244L35 246V248H33L32 250H27L26 252H24V253H26V255L28 254L27 257H28L29 261H32L33 260L32 257H34L36 255V251H37L36 249H38L39 243H42V241H44L45 243H48L50 241V239H53L54 230H55V228H52L49 226L46 229L47 232L46 231L42 232L40 230L42 226H40L39 227L40 229H39L37 227L38 225H34ZM216 224L220 226L219 227L220 230L218 229L219 231L217 229H215ZM25 226H26V228H25ZM100 227H101V229L102 228L103 229L100 230ZM43 233H44V235H43ZM2 234H4V235H2ZM236 237H240L243 240L248 241L249 246H253L254 243L260 244L261 249L257 253L259 255V257L256 254L257 255V257H255L256 262L252 260V263L253 264L259 263L260 264V262H261V264H263L262 262H264V236L261 235L260 233L255 232L253 229L251 230V229L247 228V229H244L242 232H237ZM12 241L13 240H11V242ZM8 243L11 245H9ZM70 243L71 242H69V244ZM75 244H76V242L73 243L74 246H75ZM73 245L70 246L71 250L74 249ZM128 247L133 248L134 252L131 254H127L125 252V250ZM134 248H136V249L134 250ZM118 249H120V250H118ZM114 251H118L119 253L116 252V254H115ZM86 253H88V252L86 251ZM5 254L9 255V256H6ZM85 254L83 253V255H85ZM70 257L71 256L63 258L62 256L59 255V256H57V259H56V261H54L53 264H64L68 260L72 261V258H70ZM81 257H83V256H80L79 258H81ZM257 258L259 260H257ZM74 259L75 258H73V260ZM249 263L251 264V260H249V261L243 260L239 264H249ZM2 264H3V261H2ZM221 264H231V263H230V261L223 260L221 262Z\"/></svg>","mask_w":264,"mask_h":264}]
</instances>
